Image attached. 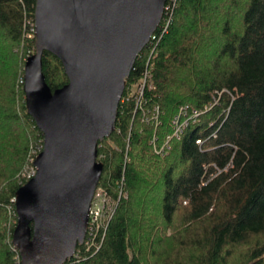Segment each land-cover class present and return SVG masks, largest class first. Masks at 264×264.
<instances>
[{
    "label": "trees",
    "instance_id": "obj_1",
    "mask_svg": "<svg viewBox=\"0 0 264 264\" xmlns=\"http://www.w3.org/2000/svg\"><path fill=\"white\" fill-rule=\"evenodd\" d=\"M35 9L0 0V264H22L16 193L44 146L24 91ZM43 71L53 91L69 81L52 52ZM116 125L98 151L114 214L66 264H264V0H168Z\"/></svg>",
    "mask_w": 264,
    "mask_h": 264
},
{
    "label": "water",
    "instance_id": "obj_2",
    "mask_svg": "<svg viewBox=\"0 0 264 264\" xmlns=\"http://www.w3.org/2000/svg\"><path fill=\"white\" fill-rule=\"evenodd\" d=\"M168 0H36L35 52L26 59L28 113L44 133L36 175L16 193L13 243L22 264H66L84 244L104 165L99 143L116 130L121 99ZM68 83L52 90L43 54Z\"/></svg>",
    "mask_w": 264,
    "mask_h": 264
},
{
    "label": "built area",
    "instance_id": "obj_3",
    "mask_svg": "<svg viewBox=\"0 0 264 264\" xmlns=\"http://www.w3.org/2000/svg\"><path fill=\"white\" fill-rule=\"evenodd\" d=\"M34 26V33H35V22L33 24ZM154 38V35L153 37ZM152 72L150 69H147L145 71L144 77H142L133 87L131 94H139L140 100L142 96L144 95V91L146 88L152 89L154 87V84L152 82ZM136 86V90L134 87ZM158 118V116H157ZM176 123L178 124L175 135H178L182 130V124H179V120H176ZM170 139L172 137H169ZM169 139V141H170ZM169 141L167 143H164L160 147H158L156 140L153 141L155 151L158 153H162L165 151V148L167 147V144H169ZM36 158V157H35ZM34 158V160H35ZM34 160H33V166L28 170L26 173V176L28 179H31L36 175L37 169L34 166ZM114 200L112 195L109 193V191L104 188L103 186L98 185L94 198L92 201L90 214H89V225L87 230V235L84 244L88 249H90L94 243H96V236L97 233L100 230H103L106 228V224L111 219L112 215L114 214Z\"/></svg>",
    "mask_w": 264,
    "mask_h": 264
},
{
    "label": "rangeland",
    "instance_id": "obj_4",
    "mask_svg": "<svg viewBox=\"0 0 264 264\" xmlns=\"http://www.w3.org/2000/svg\"><path fill=\"white\" fill-rule=\"evenodd\" d=\"M135 88H136V86L134 87V89H135ZM135 90H136V89H135ZM121 100H122V99H121ZM153 145H154V144H153ZM157 145H158V147H160V146L163 145V144L159 145V144L157 143ZM154 149H155V148H154ZM36 156H37V155H36ZM28 169H29V168H28ZM27 172H28V171H27ZM27 172H26V173H27ZM29 180H30V179H29ZM29 180H28V181H29ZM170 231H171V230H170Z\"/></svg>",
    "mask_w": 264,
    "mask_h": 264
}]
</instances>
